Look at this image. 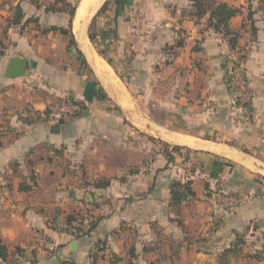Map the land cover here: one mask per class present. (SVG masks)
Listing matches in <instances>:
<instances>
[{
    "label": "crops",
    "instance_id": "obj_1",
    "mask_svg": "<svg viewBox=\"0 0 264 264\" xmlns=\"http://www.w3.org/2000/svg\"><path fill=\"white\" fill-rule=\"evenodd\" d=\"M82 1L0 0V264L142 263L148 242L163 264L164 236L176 254L193 248L195 264H264V18L228 0H208L200 17L190 0H97L77 32ZM220 3L240 10L235 49L208 24ZM232 53L245 109L225 86ZM15 58L23 77L8 75ZM61 97L85 113L21 115ZM188 181L192 195L171 206V185Z\"/></svg>",
    "mask_w": 264,
    "mask_h": 264
},
{
    "label": "trees",
    "instance_id": "obj_2",
    "mask_svg": "<svg viewBox=\"0 0 264 264\" xmlns=\"http://www.w3.org/2000/svg\"><path fill=\"white\" fill-rule=\"evenodd\" d=\"M190 1L193 3V6L195 7L196 16L197 17L202 16L205 12L208 0H190ZM239 11L240 10L238 8L231 7L224 3H220L213 7V9L210 12L209 19H208L209 27H211L216 33H222L227 38L229 47L231 49H235L237 46L238 34L229 29V22L232 18H234L239 13ZM70 14L72 15V13ZM252 14L253 13H249L248 21H250L249 23L251 27L254 28L253 22H252ZM20 17H21L20 15L17 16V18H20ZM50 31L58 32L62 35H68V32L66 30L59 29L56 27H52ZM89 39L91 42H93L94 36L90 34ZM69 45L71 46L73 45L72 39L69 42ZM77 54L79 56L80 61L83 64L84 59H83L82 54L79 52H77ZM0 55H2L1 52H0ZM101 98L104 99V95H102ZM164 148H165L164 154L167 157L168 161L169 162L172 161L173 158L170 152L167 150V146H164ZM179 150L180 148L178 147H173L171 149L172 152H177ZM190 184L191 182L188 181V182H185L184 184L180 182H174L171 185V188H170V205L171 206H179L183 201L187 199V197L192 195ZM232 251L233 250H228L226 251V253L228 254V253H231ZM6 258H7V249L5 245L2 243V241L0 240V259L5 260Z\"/></svg>",
    "mask_w": 264,
    "mask_h": 264
},
{
    "label": "built area",
    "instance_id": "obj_3",
    "mask_svg": "<svg viewBox=\"0 0 264 264\" xmlns=\"http://www.w3.org/2000/svg\"><path fill=\"white\" fill-rule=\"evenodd\" d=\"M228 69L225 79V86L232 95L234 102L246 108L251 95L249 94L247 80L244 70L239 62L238 55L232 53L228 58ZM85 106L70 97H61L54 104L42 111H35L31 106L22 110L21 115L26 119H39L41 121L58 123L66 117H78L85 113Z\"/></svg>",
    "mask_w": 264,
    "mask_h": 264
},
{
    "label": "rangeland",
    "instance_id": "obj_4",
    "mask_svg": "<svg viewBox=\"0 0 264 264\" xmlns=\"http://www.w3.org/2000/svg\"><path fill=\"white\" fill-rule=\"evenodd\" d=\"M228 1H230V2L234 1L236 4L237 3L238 4L243 3L245 11H247V8H249V9H251V11L252 10L256 11L258 17L264 18V0H228ZM83 18H85V15H83L82 19ZM77 32H75V34H77ZM86 33H87V35L89 33H91L94 36V38L97 36V31H96L95 27L93 26V24H91V27L89 26L88 29H86ZM77 35H78V38L80 39L81 43L85 42V43H83L84 44L83 48L85 50V53L88 56V59L90 61H92L90 59L92 53L90 51L88 52V50L86 49L87 44H88V40L85 36L84 30L81 31L80 35L79 34H77ZM88 49H91L90 46L88 47ZM162 147H164V146H162ZM172 242H173V238L167 237V236H164V238H162V240H161L162 249H163V252L165 254V255H163L164 256L163 264H195L196 263L195 259L193 257V253H192L194 251L193 248H189L188 246L184 245L181 247L178 254H176L174 252H175V249L177 246L175 244L173 245ZM183 242H185V241H183ZM174 243H175V241H174ZM146 249H147L146 254L150 253L151 251L154 254H152L151 256H149V254L146 255L148 258L146 261H142V263H139V257L138 256H135L132 254L130 255V253H129V256H126L125 258H123L121 260L115 261V264H134L132 262H137V264H154V261L151 259H155V256H156L155 250L157 249L156 245L152 242L151 243L148 242ZM133 250L135 251V254H136V252H139L141 250V247H137ZM159 250H161V249H159ZM158 254H160V253L158 252ZM158 254H157V256H158ZM111 260L114 261V259H112V258H111Z\"/></svg>",
    "mask_w": 264,
    "mask_h": 264
},
{
    "label": "bare ground",
    "instance_id": "obj_5",
    "mask_svg": "<svg viewBox=\"0 0 264 264\" xmlns=\"http://www.w3.org/2000/svg\"><path fill=\"white\" fill-rule=\"evenodd\" d=\"M97 0H83L82 1V4H81V7H80V9H79V11H78V13H76L77 14V16H76V21H75V24H74V31H78V28L80 27H78V24H79V22H80V19H81V17L83 16V15H86L87 14V12L89 11V9H91V5L93 4V3H95ZM99 2V1H98ZM91 6V7H90ZM90 12V11H89ZM93 55V54H92ZM92 58H90L91 60L93 59V60H95L96 62H95V64H96V69L99 71V73H100V71L102 72V74H104L105 76H107L108 78H111V82L112 83H114V79H113V77H112V73H111V71H110V69L104 64V63H102L101 62V60L94 54L93 56H91ZM104 77V76H103ZM115 81H117L116 79H115ZM116 84V83H115ZM118 84V83H117ZM118 86V85H117ZM118 90V89H117Z\"/></svg>",
    "mask_w": 264,
    "mask_h": 264
},
{
    "label": "water",
    "instance_id": "obj_6",
    "mask_svg": "<svg viewBox=\"0 0 264 264\" xmlns=\"http://www.w3.org/2000/svg\"><path fill=\"white\" fill-rule=\"evenodd\" d=\"M8 75L12 78L23 77L25 75V63L21 58L11 60Z\"/></svg>",
    "mask_w": 264,
    "mask_h": 264
}]
</instances>
